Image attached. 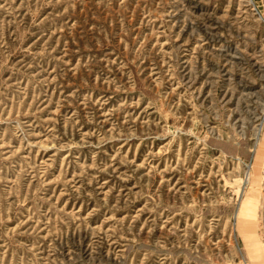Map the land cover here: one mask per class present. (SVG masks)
Masks as SVG:
<instances>
[{
  "label": "rangeland",
  "instance_id": "374dc122",
  "mask_svg": "<svg viewBox=\"0 0 264 264\" xmlns=\"http://www.w3.org/2000/svg\"><path fill=\"white\" fill-rule=\"evenodd\" d=\"M0 264H264V0H0Z\"/></svg>",
  "mask_w": 264,
  "mask_h": 264
}]
</instances>
